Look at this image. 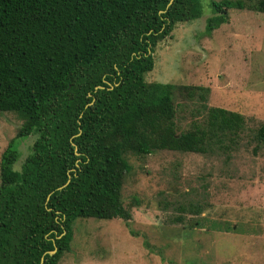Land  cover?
<instances>
[{"label":"trees","instance_id":"trees-1","mask_svg":"<svg viewBox=\"0 0 264 264\" xmlns=\"http://www.w3.org/2000/svg\"><path fill=\"white\" fill-rule=\"evenodd\" d=\"M207 2L206 32L227 9L264 13V0ZM200 14L201 0H0V111L21 120L0 154V264H57L79 218L126 224L137 203L121 198L128 153L216 155L234 145L237 112L202 102L198 119L176 124L175 89L190 97L205 87L144 80L157 42ZM31 133L13 169L16 140ZM253 137L264 148V119Z\"/></svg>","mask_w":264,"mask_h":264},{"label":"rangeland","instance_id":"rangeland-1","mask_svg":"<svg viewBox=\"0 0 264 264\" xmlns=\"http://www.w3.org/2000/svg\"><path fill=\"white\" fill-rule=\"evenodd\" d=\"M208 15L210 6L201 0L199 17L175 24L157 42L144 80L205 87L190 97L175 89V122L187 128L200 117L202 102L237 112L244 124L234 145L216 155L128 153L121 198H136L131 218L126 224L118 218L76 219L69 251L57 264H264V148H254L253 137L264 119V13L227 9V20L206 32ZM20 123L14 113L0 111V154ZM33 138L31 133L16 140L13 169ZM175 215L182 220L173 221Z\"/></svg>","mask_w":264,"mask_h":264},{"label":"water","instance_id":"water-1","mask_svg":"<svg viewBox=\"0 0 264 264\" xmlns=\"http://www.w3.org/2000/svg\"><path fill=\"white\" fill-rule=\"evenodd\" d=\"M54 252V249L53 250H50V251H48V253H53Z\"/></svg>","mask_w":264,"mask_h":264}]
</instances>
